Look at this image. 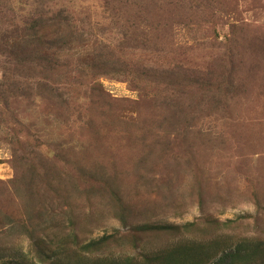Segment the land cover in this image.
I'll use <instances>...</instances> for the list:
<instances>
[{
	"label": "rangeland",
	"instance_id": "rangeland-1",
	"mask_svg": "<svg viewBox=\"0 0 264 264\" xmlns=\"http://www.w3.org/2000/svg\"><path fill=\"white\" fill-rule=\"evenodd\" d=\"M56 14L51 55L26 19ZM92 240L99 264H264V0H0V245L25 257L0 264Z\"/></svg>",
	"mask_w": 264,
	"mask_h": 264
},
{
	"label": "trees",
	"instance_id": "trees-1",
	"mask_svg": "<svg viewBox=\"0 0 264 264\" xmlns=\"http://www.w3.org/2000/svg\"><path fill=\"white\" fill-rule=\"evenodd\" d=\"M73 20L70 17L67 16H48L43 17L42 15H39L37 17H31L29 19H26V24H29L30 28L28 30H32L33 38L35 47L38 46L39 50L42 51H49L51 52V55H54L55 53H64L69 52L66 50L72 49L69 45L70 42L74 41V32L72 31L74 28ZM27 30V29H26ZM60 42L64 43L62 45ZM49 44V45H48ZM98 51V50H96ZM93 50V52H96ZM92 52V51H91ZM229 87L233 86V82H228ZM227 84V85H228ZM36 240L34 235L31 236V243L30 246L34 247L36 246ZM100 244V240H92L89 241L84 246V254H75V262L69 261L70 259L67 257L62 261V264H99L101 261H104L105 259H102L101 257H92L89 255L90 251H95L98 249V245ZM5 244L0 245V260H3L5 258H13L16 260L21 261L25 260L24 256V250L22 249H16L15 246L11 247H5ZM239 251V249H238ZM22 256V258H20ZM90 258H92L90 260ZM90 260V262H89Z\"/></svg>",
	"mask_w": 264,
	"mask_h": 264
}]
</instances>
